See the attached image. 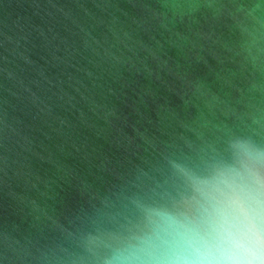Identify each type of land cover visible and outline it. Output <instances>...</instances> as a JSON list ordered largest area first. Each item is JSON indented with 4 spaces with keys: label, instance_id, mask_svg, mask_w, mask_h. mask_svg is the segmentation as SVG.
Returning a JSON list of instances; mask_svg holds the SVG:
<instances>
[{
    "label": "water",
    "instance_id": "95a60500",
    "mask_svg": "<svg viewBox=\"0 0 264 264\" xmlns=\"http://www.w3.org/2000/svg\"><path fill=\"white\" fill-rule=\"evenodd\" d=\"M237 136L264 0H0V264H106Z\"/></svg>",
    "mask_w": 264,
    "mask_h": 264
},
{
    "label": "clouds",
    "instance_id": "9594fccd",
    "mask_svg": "<svg viewBox=\"0 0 264 264\" xmlns=\"http://www.w3.org/2000/svg\"><path fill=\"white\" fill-rule=\"evenodd\" d=\"M177 168L179 200L142 206L106 264H264V146L233 137L226 156Z\"/></svg>",
    "mask_w": 264,
    "mask_h": 264
}]
</instances>
